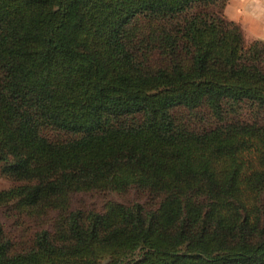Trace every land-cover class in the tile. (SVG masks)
Instances as JSON below:
<instances>
[{
    "label": "trees",
    "instance_id": "1",
    "mask_svg": "<svg viewBox=\"0 0 264 264\" xmlns=\"http://www.w3.org/2000/svg\"><path fill=\"white\" fill-rule=\"evenodd\" d=\"M226 1L0 0V203L39 224L0 264H264V42Z\"/></svg>",
    "mask_w": 264,
    "mask_h": 264
},
{
    "label": "rangeland",
    "instance_id": "2",
    "mask_svg": "<svg viewBox=\"0 0 264 264\" xmlns=\"http://www.w3.org/2000/svg\"><path fill=\"white\" fill-rule=\"evenodd\" d=\"M223 3V2H222ZM213 7L214 11L220 12L228 20L237 22L244 32L245 40L251 44L255 40L264 42V0H227L225 3ZM18 183L11 181L2 173L0 165V191L7 190ZM149 195L142 193L134 188L126 192H118L115 190L104 191H87L78 192L71 197V208L73 210L88 211H104L105 207L111 203L133 204L148 203ZM12 205H3L0 203V220L4 224L5 229L16 231L17 226L13 223L17 220H24L28 225L23 227L27 231L39 225L35 219L24 218L11 209Z\"/></svg>",
    "mask_w": 264,
    "mask_h": 264
}]
</instances>
